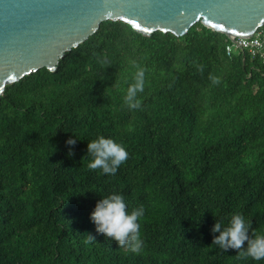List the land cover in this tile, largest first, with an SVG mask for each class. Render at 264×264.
<instances>
[{
	"label": "trees",
	"instance_id": "trees-1",
	"mask_svg": "<svg viewBox=\"0 0 264 264\" xmlns=\"http://www.w3.org/2000/svg\"><path fill=\"white\" fill-rule=\"evenodd\" d=\"M228 41L200 21L177 36L105 20L55 70L8 84L0 264H264L212 245L214 223L228 226L235 213L264 234V63L228 56ZM133 61L147 69L138 110L124 103ZM99 136L128 152L114 175L88 167ZM114 193L129 212L144 209L139 254L91 221Z\"/></svg>",
	"mask_w": 264,
	"mask_h": 264
},
{
	"label": "water",
	"instance_id": "water-1",
	"mask_svg": "<svg viewBox=\"0 0 264 264\" xmlns=\"http://www.w3.org/2000/svg\"><path fill=\"white\" fill-rule=\"evenodd\" d=\"M105 20H122L150 35L182 36L197 22L231 36L264 25V0H0V101L6 86L63 55Z\"/></svg>",
	"mask_w": 264,
	"mask_h": 264
},
{
	"label": "clouds",
	"instance_id": "clouds-1",
	"mask_svg": "<svg viewBox=\"0 0 264 264\" xmlns=\"http://www.w3.org/2000/svg\"><path fill=\"white\" fill-rule=\"evenodd\" d=\"M101 63H107L101 60ZM133 82L128 85L124 103L130 110L141 109V100L138 93H142L145 87L146 68L137 65ZM214 84L219 83L218 78L212 77ZM68 145H75L76 139L70 138L66 141ZM88 153L93 156L88 167L92 170L101 169L105 174L114 175L121 164L128 159L125 147L113 138L99 136L87 145ZM71 149L69 155H71ZM144 215V209H133L128 211L125 198L120 194H111L100 199L91 213V221L96 225V231L106 238L114 240L119 247L127 246L133 253L139 254L144 246L140 236L139 218ZM211 232L218 235L213 236L212 245L218 246L224 253L229 249L236 250L238 258L251 257L254 261H264V234H258L253 228L251 221L246 223L245 217L240 213L232 215L228 226L223 221L217 220ZM251 233V235L249 234ZM86 243L95 242V237L87 234ZM246 244V247H245Z\"/></svg>",
	"mask_w": 264,
	"mask_h": 264
},
{
	"label": "built area",
	"instance_id": "built-area-1",
	"mask_svg": "<svg viewBox=\"0 0 264 264\" xmlns=\"http://www.w3.org/2000/svg\"><path fill=\"white\" fill-rule=\"evenodd\" d=\"M228 56L239 54L243 58L259 59L264 63V25L247 36H231L225 45Z\"/></svg>",
	"mask_w": 264,
	"mask_h": 264
}]
</instances>
